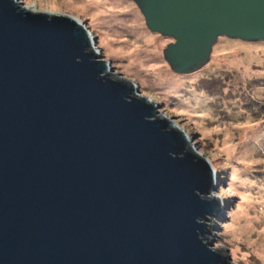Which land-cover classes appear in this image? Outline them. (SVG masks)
<instances>
[{
    "label": "water",
    "instance_id": "95a60500",
    "mask_svg": "<svg viewBox=\"0 0 264 264\" xmlns=\"http://www.w3.org/2000/svg\"><path fill=\"white\" fill-rule=\"evenodd\" d=\"M177 75L264 42V0H128ZM81 22L0 0V264H240L215 165Z\"/></svg>",
    "mask_w": 264,
    "mask_h": 264
},
{
    "label": "rangeland",
    "instance_id": "374dc122",
    "mask_svg": "<svg viewBox=\"0 0 264 264\" xmlns=\"http://www.w3.org/2000/svg\"><path fill=\"white\" fill-rule=\"evenodd\" d=\"M20 1L81 22L111 71L132 79L197 141L215 165L220 186L212 190L227 203L211 246L240 264H264V42L220 38L203 69L177 75L162 57L173 41L151 33L128 0Z\"/></svg>",
    "mask_w": 264,
    "mask_h": 264
},
{
    "label": "bare ground",
    "instance_id": "6f19581e",
    "mask_svg": "<svg viewBox=\"0 0 264 264\" xmlns=\"http://www.w3.org/2000/svg\"><path fill=\"white\" fill-rule=\"evenodd\" d=\"M81 1H82V4H83V5H88V2H89V1H86V0H81ZM91 2H92V1H91ZM93 3H94V2H93ZM93 3H92V4H93ZM32 4L38 6L37 2H34V3H32ZM89 4H91V3H89ZM92 4H91V5H92ZM88 6H89V5H88ZM88 6H87V7H88ZM85 7H86V6H85ZM83 9H84V8H83Z\"/></svg>",
    "mask_w": 264,
    "mask_h": 264
}]
</instances>
